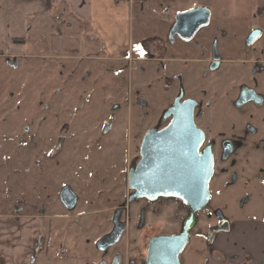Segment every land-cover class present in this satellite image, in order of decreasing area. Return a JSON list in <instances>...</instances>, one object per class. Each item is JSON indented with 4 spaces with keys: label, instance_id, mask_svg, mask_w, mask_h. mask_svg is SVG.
Wrapping results in <instances>:
<instances>
[{
    "label": "rangeland",
    "instance_id": "1",
    "mask_svg": "<svg viewBox=\"0 0 264 264\" xmlns=\"http://www.w3.org/2000/svg\"><path fill=\"white\" fill-rule=\"evenodd\" d=\"M69 8L65 16L72 24L64 22L65 49L54 48L52 40L61 35L54 28L43 42L26 43L23 53L16 47L24 44L20 40L13 41L14 50L9 46L12 52L0 50V218H13L19 229L23 219H34L41 232L32 231L38 236L37 251L44 249L35 264H110L117 253L124 264L127 250L130 264L137 258L133 247L144 257L151 237L181 231L188 215L185 204L166 198L128 203L132 191L127 184L139 140L148 130L166 126L162 114L178 94L180 76L185 98L203 105L196 122L208 138H230L238 146L226 161L215 155L211 201L197 214L190 235L206 234L218 211L231 223L254 218L252 211L264 205V149L252 147L257 138L252 130L260 131L262 124L252 122L257 129L251 133L248 125L252 113L264 117V107L248 105L243 115L230 102L238 84L248 78L257 84L264 73L258 70L250 78L252 61L227 62L209 73L208 44L199 47L198 41L213 36L228 58L264 59V30L251 47L245 39L250 24L264 29V0H258L250 23L225 22L216 30L212 25L190 42L177 40L172 54L193 53L194 61L186 66L169 60L168 39L141 46L135 39L110 54L84 25L75 23ZM232 16L245 20L246 12ZM262 88L264 94V83ZM66 184L78 195L72 211L59 197ZM120 209L126 231L102 253L96 243L111 232L114 212Z\"/></svg>",
    "mask_w": 264,
    "mask_h": 264
},
{
    "label": "crops",
    "instance_id": "2",
    "mask_svg": "<svg viewBox=\"0 0 264 264\" xmlns=\"http://www.w3.org/2000/svg\"><path fill=\"white\" fill-rule=\"evenodd\" d=\"M226 1L0 0V50L12 52L13 41L20 40L24 44L16 47L23 53L26 43L43 42L46 31L54 28L61 31V35L52 40L54 48L65 49L64 22L72 24L66 20L65 7H70L76 16L73 17L76 24L84 25L88 33L99 39L103 49L114 55L135 39L138 46L167 40L175 15L198 6L211 10L210 27L213 25L215 30L225 22L229 26L238 21L250 23L249 15L257 7L258 0H228V6ZM243 9L246 21L236 20L232 14ZM257 208L252 211L254 218L233 220L232 230L218 235L213 246L207 243L205 234L190 235L180 254L181 264H264V205ZM32 231L41 233L34 219H23L19 229L13 218H0V264H35L44 249L37 251L38 236ZM133 248L137 258L132 261L145 264V256H138L137 247Z\"/></svg>",
    "mask_w": 264,
    "mask_h": 264
},
{
    "label": "water",
    "instance_id": "3",
    "mask_svg": "<svg viewBox=\"0 0 264 264\" xmlns=\"http://www.w3.org/2000/svg\"><path fill=\"white\" fill-rule=\"evenodd\" d=\"M210 18L211 10L205 6L178 12L168 41L174 43L176 36L185 41L191 40L200 28L208 25ZM259 35V30L254 31L247 43L251 44ZM183 97L184 90L181 88L174 102L163 112L161 122L170 118L166 126L152 128L145 133L140 145V160L128 172L127 184L132 191L128 203L139 199L154 202L160 198H173L189 207L179 233L160 234L149 239L145 264H181L180 254L189 242L190 232L197 223V214L211 200L209 184L214 170L211 145L200 151L205 132L195 122L197 101H182ZM109 127L110 124L106 131ZM60 199L66 209L72 211L77 205L78 195L67 184L60 192ZM122 212V209L115 212L113 229L96 243L102 253L119 243L126 231L127 223L121 220ZM224 224L219 230L228 231L229 222ZM120 263L121 255L117 253L110 264ZM100 264L108 263L103 261ZM130 264L135 263L130 261Z\"/></svg>",
    "mask_w": 264,
    "mask_h": 264
},
{
    "label": "flooded vegetation",
    "instance_id": "4",
    "mask_svg": "<svg viewBox=\"0 0 264 264\" xmlns=\"http://www.w3.org/2000/svg\"><path fill=\"white\" fill-rule=\"evenodd\" d=\"M258 14H262V12H258L256 11ZM260 20V19H259ZM258 20V22H259ZM210 21H211V18H210ZM208 23L207 26H204L202 28H200L197 33L200 31V30H203L206 29L205 27L209 28L210 27V22ZM174 22H175V17H174ZM174 24V23H173ZM252 26V25H251ZM171 30V29H170ZM256 30H259L260 31V35L259 37H257L251 44H248L247 43V40L250 38V36L253 34L254 31ZM263 30L261 27H250L249 31L247 32L246 36H245V39H246V44L251 47L258 39H260L262 33H263ZM196 33V34H197ZM195 34V35H196ZM194 35V37H195ZM193 37V38H194ZM193 38L191 40H189L188 42L192 41ZM169 39H170V36H169ZM181 38L179 36H176L175 37V41L174 43H171L170 40H169V60H172V61H180L182 63L183 66H186L188 65L189 63H187L188 61H194L193 59V53H190L188 55H184V54H180V55H175L174 53L172 54L171 53V50H172V45H174L176 43L177 40H180ZM200 40L198 41L199 44L198 46L200 47L201 44H205L207 45L208 44V47L207 46H204L206 47V51L209 53V56L210 58L206 61V70L209 72V73H213V72H216L218 70H220V68L225 65V63L227 62H237V61H240V62H247V61H252L253 62V65H252V68H251V73H249V77L251 78V76L258 72V70H260L261 72L264 73V59L262 57H257V58H249V59H242V58H239L237 59L236 57H232V58H228L227 55L229 54H226L225 51H223V49L220 50V46L221 45L220 43H218L217 39H215L213 36H212V39L210 41H207L205 40L204 38H199ZM182 40V39H181ZM182 41H185V40H182ZM209 42V43H208ZM219 44V45H218ZM198 47V48H199ZM192 51V50H190ZM183 52V51H182ZM181 52V53H182ZM185 53V52H184ZM188 56H191V57H188ZM214 68V69H212ZM264 75H262L263 77ZM262 77H258L257 79V84H252V82L249 80L248 78V81L249 82H241L240 84H238V87L234 90H231V91H234L235 92V96H233V99L231 100L230 102V105L237 110V113L240 112L242 113L241 111H245V114H248L249 110L246 108L248 105H252L254 107H256L257 109H261L264 107V94L262 92L263 88H262V85L264 83V79H262ZM264 78V77H263ZM178 94L180 92V89L183 88L184 90V86H183V77H179L178 78ZM234 88V87H233ZM233 88H230V89H233ZM177 94V95H178ZM177 97V96H176ZM175 97V98H176ZM174 98V100H175ZM187 99H194V98H185V90H184V97L182 99V101H185ZM196 100V99H195ZM197 101V106L195 108V122H196V119H197V113L198 111L200 110V108L203 107V105L201 106V102H199L198 100ZM174 102V101H173ZM172 102V103H173ZM171 103V104H172ZM262 111V110H261ZM264 111V110H263ZM260 112V111H259ZM239 114V113H238ZM243 114V113H242ZM240 114V115H242ZM244 115V114H243ZM227 118V117H225ZM167 123L166 125L170 122V118L166 120ZM252 122L255 123H258V124H262L261 126V130L258 131L257 128H255V126L251 125L253 124ZM110 124V122L107 124V126ZM197 124V122H196ZM106 126V128H107ZM111 126V124H110ZM165 126V125H164ZM197 126L199 127V125L197 124ZM248 129L251 133V128H255L257 129L256 131H253L252 130V134H255V136H257V138L254 139L255 141V144H252V147L253 149L255 150H258V149H261V147L264 149V117L263 118H259L257 112L255 113H252L251 114V122H250V125H248ZM163 127V126H162ZM106 128H105V132H108L106 131ZM200 129H202L201 127H199ZM204 132H205V139H204V142L201 146V149L200 151H203L206 147L210 146L211 145V149H212V153H213V158H214V170H213V175L211 177V180L215 174V170H216V154H219L221 159L226 161L231 155H233L237 150H238V146L237 144L230 138H220V139H214V138H208V133L202 129ZM257 134V135H256ZM142 139L143 137L139 140L140 141V145H141V142H142ZM139 156L140 157V146H139V149H138V153L134 156V158L131 160V164H130V168L133 166V165H136L137 164V161H136V157ZM139 160V159H138ZM136 163H135V162ZM130 170V169H129ZM210 180V181H211ZM261 184L264 185V181H261ZM67 185V184H66ZM65 186V185H64ZM63 188V187H62ZM210 188V187H209ZM62 190V189H61ZM61 192V191H60ZM59 197H60V194H59ZM171 200H176V199H173V198H169ZM140 200V199H139ZM145 200V199H144ZM147 201V200H146ZM211 201V200H210ZM148 202H151V201H148ZM183 202V201H182ZM184 203V202H183ZM210 203V202H209ZM208 203V204H209ZM187 206V205H186ZM188 207V206H187ZM188 210H189V207H188ZM220 212V211H218ZM217 212V221L214 225L210 226L209 229H208V232L205 234L206 235V238H207V243L210 245V246H213L214 243H215V240L217 238L218 235L222 234V233H228L232 230L233 226H232V223L227 220V218L225 216H223L222 214V217H220ZM221 213V212H220ZM115 214V212H114ZM225 221H228L229 222V230L228 231H221L219 230L221 226H225ZM146 253V252H145ZM114 258V256H113ZM113 258H112V261H113ZM122 260V258H121ZM111 261V262H112ZM132 261V260H131ZM134 263L136 261H133Z\"/></svg>",
    "mask_w": 264,
    "mask_h": 264
},
{
    "label": "built area",
    "instance_id": "5",
    "mask_svg": "<svg viewBox=\"0 0 264 264\" xmlns=\"http://www.w3.org/2000/svg\"><path fill=\"white\" fill-rule=\"evenodd\" d=\"M64 251V250H63ZM127 254H126V259H125V263L124 264H129V254H128V250H127V252H126ZM61 254H63V252L62 253H60V254H57L58 256L59 255H61Z\"/></svg>",
    "mask_w": 264,
    "mask_h": 264
},
{
    "label": "trees",
    "instance_id": "6",
    "mask_svg": "<svg viewBox=\"0 0 264 264\" xmlns=\"http://www.w3.org/2000/svg\"><path fill=\"white\" fill-rule=\"evenodd\" d=\"M16 41V40H15ZM160 199H165V198H160ZM176 200H178V199H176ZM178 201H180L182 204H185V203H183L181 200H178ZM186 205V204H185Z\"/></svg>",
    "mask_w": 264,
    "mask_h": 264
}]
</instances>
